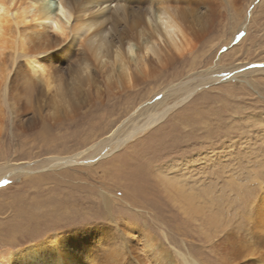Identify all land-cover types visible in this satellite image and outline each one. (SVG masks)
<instances>
[{"label": "rangeland", "instance_id": "374dc122", "mask_svg": "<svg viewBox=\"0 0 264 264\" xmlns=\"http://www.w3.org/2000/svg\"><path fill=\"white\" fill-rule=\"evenodd\" d=\"M218 1L214 27L200 47L182 62L158 72L156 79L141 83L132 107L110 113L108 120L118 121L109 132L83 146L82 135L57 149L30 152L20 140V127L4 126L0 141L10 151L1 158L5 154L0 149V251L19 250L60 230L104 227L107 239L92 236L96 250L106 248L111 239L107 252L123 250L120 256H129V243L130 250L150 255L149 246L142 248L144 233H139L143 229L150 231L149 240L158 253L153 264H217L209 235L217 239L221 225L228 222L248 225L244 217L248 205L262 192L258 181L264 182V71L205 84L154 127L127 143L117 147L115 136L106 147L97 144L111 133H124L131 118H137L147 103L163 100L166 90L171 93L180 82L188 86L193 75L205 68L209 71L212 66L237 63L245 65L243 68H264V0ZM236 47L240 49L233 57L225 56ZM203 49L200 58L207 60L211 55L212 64L193 66V56L200 59ZM128 92H124L126 99H131L127 94H136ZM177 94L172 92L160 109L173 104ZM116 99L117 95L110 94L105 101L97 100L85 108L112 104ZM224 104H230L229 108ZM194 113L197 120L188 119ZM50 126L54 125L44 121L31 132ZM76 153L78 160L69 165H61L55 158ZM17 154L21 155L15 159ZM138 163L141 165L135 166ZM134 167L138 170L132 173ZM175 175L184 182L170 189L166 178ZM124 222L139 230L127 234L126 240L118 228ZM101 240H106V245ZM81 260L82 264L92 263L84 257Z\"/></svg>", "mask_w": 264, "mask_h": 264}, {"label": "bare ground", "instance_id": "6f19581e", "mask_svg": "<svg viewBox=\"0 0 264 264\" xmlns=\"http://www.w3.org/2000/svg\"><path fill=\"white\" fill-rule=\"evenodd\" d=\"M218 3V0H0V138L5 125L11 128L17 125L21 129L20 140L32 152L36 148L57 149L59 145H69L82 135L80 144L83 146L92 138L109 132L118 121H109L110 113H122L132 107L138 99L141 83L147 78L156 79L163 70L173 67L200 47L214 27ZM238 49L225 56L233 57ZM203 55L204 49L199 58ZM193 57V66L213 61L211 55L207 60ZM244 66L219 64L209 71L205 68L194 77L190 76L192 81L188 86L184 81L172 89L178 93L173 104L160 109L167 105L172 93L166 90L163 100L147 103L137 113V118H131L129 129L122 134V131L111 133L97 146L106 147L108 140L115 136L117 147L127 143L154 127L205 84L232 79L239 73L264 71L263 67ZM126 91L136 94H127L131 99H126ZM110 94L117 95L116 102L85 108L97 100L105 101ZM83 109H86L84 114L76 117ZM196 117L197 113L188 119L196 121ZM44 121H50L54 126L31 132ZM8 148L0 141V149L5 154L1 158L7 156ZM77 155L79 153L55 158L59 164L69 165L78 160L75 159ZM134 161L138 159L134 158ZM138 165L141 163L135 166ZM136 170L134 167L132 173ZM166 179L170 189L178 188L179 181L184 182L176 175ZM258 182L262 192L248 205L247 215H244L248 225L228 222L221 225L217 239L209 235L217 264H264V182ZM141 194L144 193L141 191ZM118 228L125 240L127 234L138 230L128 222ZM139 234L145 241L142 248L149 246L150 255L130 250L129 243V256H120L123 250L107 252L111 239L107 245L106 240H101L106 248L97 247L98 253L92 236L107 239L108 231L104 227H87L60 230L41 242L16 251L4 249L0 251V264H82V257L84 261L92 262L89 264H153L158 253L155 243L149 240L152 235L143 229Z\"/></svg>", "mask_w": 264, "mask_h": 264}]
</instances>
